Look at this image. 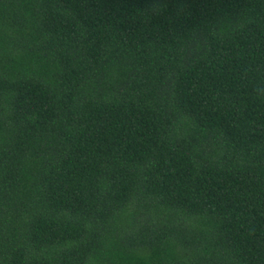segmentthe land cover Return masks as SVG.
Here are the masks:
<instances>
[{"label": "trees", "instance_id": "trees-1", "mask_svg": "<svg viewBox=\"0 0 264 264\" xmlns=\"http://www.w3.org/2000/svg\"><path fill=\"white\" fill-rule=\"evenodd\" d=\"M0 264H264V0H0Z\"/></svg>", "mask_w": 264, "mask_h": 264}]
</instances>
